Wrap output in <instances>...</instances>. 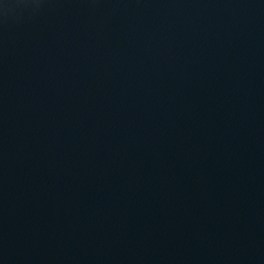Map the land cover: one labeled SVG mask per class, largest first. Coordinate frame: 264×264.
Returning a JSON list of instances; mask_svg holds the SVG:
<instances>
[{
	"label": "water",
	"instance_id": "water-1",
	"mask_svg": "<svg viewBox=\"0 0 264 264\" xmlns=\"http://www.w3.org/2000/svg\"><path fill=\"white\" fill-rule=\"evenodd\" d=\"M0 264H264V0H0Z\"/></svg>",
	"mask_w": 264,
	"mask_h": 264
}]
</instances>
